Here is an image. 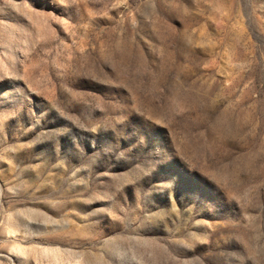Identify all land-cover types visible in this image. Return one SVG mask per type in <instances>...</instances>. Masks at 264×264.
<instances>
[{"label":"rangeland","instance_id":"1","mask_svg":"<svg viewBox=\"0 0 264 264\" xmlns=\"http://www.w3.org/2000/svg\"><path fill=\"white\" fill-rule=\"evenodd\" d=\"M0 264H264V0H0Z\"/></svg>","mask_w":264,"mask_h":264}]
</instances>
